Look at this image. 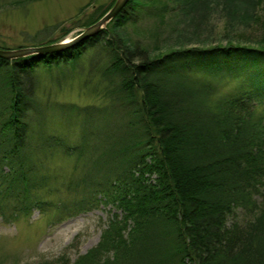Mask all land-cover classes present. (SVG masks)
I'll list each match as a JSON object with an SVG mask.
<instances>
[{
	"label": "trees",
	"instance_id": "16d2710c",
	"mask_svg": "<svg viewBox=\"0 0 264 264\" xmlns=\"http://www.w3.org/2000/svg\"><path fill=\"white\" fill-rule=\"evenodd\" d=\"M240 1L128 0L68 48L0 56V219L55 211L32 196L45 180L34 158L78 155L93 160L91 202L118 214L85 255L52 264H264V118L255 111L264 108V0ZM112 2L74 28L95 25ZM220 9L243 15L250 31L209 52H164L169 32L196 35ZM151 20L158 26L145 32ZM46 74L58 89L78 81L111 103L87 112L77 146L48 130ZM225 81L237 84L221 98Z\"/></svg>",
	"mask_w": 264,
	"mask_h": 264
},
{
	"label": "rangeland",
	"instance_id": "374dc122",
	"mask_svg": "<svg viewBox=\"0 0 264 264\" xmlns=\"http://www.w3.org/2000/svg\"><path fill=\"white\" fill-rule=\"evenodd\" d=\"M112 1L114 0H0V43L12 48L4 49L5 51H15L70 42L87 29L74 28L75 25L85 21L87 16L90 17L97 6L102 5L107 9L114 3ZM240 5L247 6V2L241 0ZM81 9L83 13H80ZM225 11L227 10L220 9L216 12L212 21L205 23L196 35L194 30H189L178 40L176 33L169 32L170 44L163 48L164 52L182 47L184 52L194 49L209 52L214 47H225L228 43L236 42V37L250 31L246 27L248 23L243 22V15L231 20ZM260 13L257 14L255 9L254 17L262 15ZM178 20L182 29L187 27L186 19ZM157 26L158 21H148L145 32L151 33ZM46 29H51V32H46ZM62 36L63 41L58 42ZM44 80L50 84L46 86ZM54 83L49 74L42 77L41 90L46 95L50 90L54 97L47 114L48 130L59 133L72 147L77 146L82 136V120L87 112L110 107L111 103L87 89L81 91L78 81L61 89ZM227 83L221 82L217 86L221 98H225L224 95L231 96L237 84ZM43 97L42 95L41 99ZM53 106L55 111L52 110ZM255 111L258 117L264 118L262 106ZM92 143L95 147L97 142L93 139ZM56 153L58 154L49 155L46 159L34 158L37 162H43L39 166V176L45 178V186L39 185L36 190H32V196L55 202L57 209L49 213H41L36 209L29 219L23 218L18 223L0 219V264H52L63 255L73 263L78 256L85 255L98 244L110 215L118 214L116 208L95 203L97 200L91 202L93 197L87 193V188L96 177L94 167L91 166L92 159ZM13 200L9 201L14 202Z\"/></svg>",
	"mask_w": 264,
	"mask_h": 264
},
{
	"label": "water",
	"instance_id": "95a60500",
	"mask_svg": "<svg viewBox=\"0 0 264 264\" xmlns=\"http://www.w3.org/2000/svg\"><path fill=\"white\" fill-rule=\"evenodd\" d=\"M128 0H117L114 7L95 25L88 27L83 34H80L79 37L76 39L65 42V43H59L51 46L46 47H39V48H25V49H18L15 51H2L0 50V56L7 58V59H16V58H22L29 55L37 54V53H48L53 52L57 50L64 49L68 47L69 45H72L73 43L77 42L78 40H82L86 37L91 36L92 34L97 33L99 30H101L107 23H109L118 13L121 11V9L126 5Z\"/></svg>",
	"mask_w": 264,
	"mask_h": 264
}]
</instances>
